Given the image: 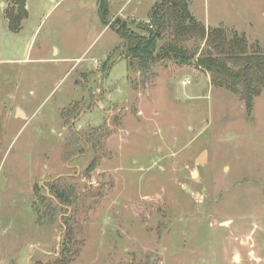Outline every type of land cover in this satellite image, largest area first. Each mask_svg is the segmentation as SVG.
Here are the masks:
<instances>
[{"label":"rangeland","instance_id":"obj_1","mask_svg":"<svg viewBox=\"0 0 264 264\" xmlns=\"http://www.w3.org/2000/svg\"><path fill=\"white\" fill-rule=\"evenodd\" d=\"M106 1L109 23L145 33L169 0ZM180 1L264 56V0ZM13 5L0 0V264H264V92L248 112L196 62L141 68L96 0H25L17 31ZM174 42L206 49L157 46Z\"/></svg>","mask_w":264,"mask_h":264},{"label":"trees","instance_id":"obj_2","mask_svg":"<svg viewBox=\"0 0 264 264\" xmlns=\"http://www.w3.org/2000/svg\"><path fill=\"white\" fill-rule=\"evenodd\" d=\"M98 14L104 25L116 32L125 40V58L135 60L141 68L158 62L168 60L177 65L192 62L196 68L210 73L212 84L225 88L240 96L248 112L256 96L264 92V56L259 53H250L249 46L242 35L235 32L228 34L224 28H211L205 30L199 22L189 13L185 1L172 0L154 7L149 20V26L143 27L145 33H137L130 29L125 22L114 19L109 23L106 18L109 10L106 0H96ZM8 26L11 31H17L20 23L27 17L25 0H14V5L5 12ZM169 34L176 38L194 37L205 40L206 49L196 58L178 43H166L157 46L163 35ZM176 41V40H175ZM93 163L87 171L92 170ZM53 198L56 208L64 210L71 206V196L64 189L53 187ZM67 241L70 242V229H67ZM69 259L57 260L65 264Z\"/></svg>","mask_w":264,"mask_h":264},{"label":"water","instance_id":"obj_3","mask_svg":"<svg viewBox=\"0 0 264 264\" xmlns=\"http://www.w3.org/2000/svg\"><path fill=\"white\" fill-rule=\"evenodd\" d=\"M205 158V153H202L199 157H198V159H197V162L199 163V164H203L204 163V159Z\"/></svg>","mask_w":264,"mask_h":264},{"label":"crops","instance_id":"obj_4","mask_svg":"<svg viewBox=\"0 0 264 264\" xmlns=\"http://www.w3.org/2000/svg\"><path fill=\"white\" fill-rule=\"evenodd\" d=\"M3 5V4H2ZM125 10V9H124ZM124 10H120V11H118L115 15L117 16H120V17H127V15L125 16L124 14H123V12H124ZM131 13V12H130ZM130 15V14H129Z\"/></svg>","mask_w":264,"mask_h":264}]
</instances>
